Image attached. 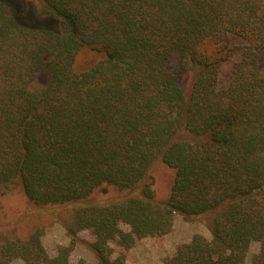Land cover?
<instances>
[{"label":"trees","instance_id":"obj_1","mask_svg":"<svg viewBox=\"0 0 264 264\" xmlns=\"http://www.w3.org/2000/svg\"><path fill=\"white\" fill-rule=\"evenodd\" d=\"M262 55L264 0H0V264H73L85 229L96 260L75 264H126L178 214L212 236L164 264H264ZM16 191L72 242L51 255L43 226L4 229Z\"/></svg>","mask_w":264,"mask_h":264},{"label":"rangeland","instance_id":"obj_2","mask_svg":"<svg viewBox=\"0 0 264 264\" xmlns=\"http://www.w3.org/2000/svg\"><path fill=\"white\" fill-rule=\"evenodd\" d=\"M262 68H264V55L261 57ZM224 77L230 76V65L224 67ZM44 76V75H43ZM44 78V77H43ZM156 179V192L159 197L165 198L169 194L174 171L163 162H158L154 169ZM119 192L113 186L100 188L94 197L104 199L109 196L118 195ZM3 203V228L13 230L14 234L27 237L36 226L44 227L43 243L51 255H56L60 246L69 245L72 237L67 231V227L58 219L56 212H45L38 215H26L30 210L36 209L34 204L21 191L7 194L2 198ZM34 220V222H33ZM124 229L127 226L122 224ZM203 234L211 237L210 229L200 221L186 220L182 215H176L172 231L166 235L145 237L137 240L136 244L127 251L126 264H164V260L172 256L179 244L191 240L194 234ZM94 236L90 230H82L78 233V239L74 242V250L70 260L73 264L80 259H85L92 263L96 260L94 251L90 243ZM116 252L121 248L113 242ZM260 243L253 242L248 252L247 262L250 263L252 255L259 250ZM8 264H26L22 258H14Z\"/></svg>","mask_w":264,"mask_h":264}]
</instances>
